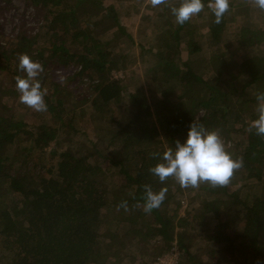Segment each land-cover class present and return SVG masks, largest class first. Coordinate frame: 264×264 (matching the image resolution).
I'll list each match as a JSON object with an SVG mask.
<instances>
[{
    "label": "trees",
    "instance_id": "16d2710c",
    "mask_svg": "<svg viewBox=\"0 0 264 264\" xmlns=\"http://www.w3.org/2000/svg\"><path fill=\"white\" fill-rule=\"evenodd\" d=\"M27 1L42 21L35 32L16 33L0 49V74L20 78L17 64L21 54L42 65L36 79L45 93L44 112L52 122L30 125L0 110V264H117L102 241L115 233L123 235L126 229L136 248L149 235L163 241V249L156 255L146 253L138 264H153L158 254L172 248L175 239L181 250L177 264H264V136L256 135L249 122L258 115L256 95L264 92V68L259 70L253 57L243 51L237 68L229 69L225 52L213 47L225 34L232 4L215 23L208 0H203L210 35L207 51L206 44L201 46L196 38H185L184 33L190 34L194 28L189 21L178 25L173 15L169 18L165 12H157L156 38L147 46L140 43L152 61L146 69L153 95L145 102L131 93L132 106H125L123 80L110 72L122 68L129 55L113 53L109 49L112 38L98 36L100 27L103 30L110 23L116 27L113 36L116 31L123 34L116 5L105 0ZM175 1L180 0H164L162 5ZM88 2L97 12L103 9L97 19H93L97 13H78L79 5ZM238 25L240 33L252 26L248 18ZM258 37L264 39V29ZM235 42L244 49L241 38L236 37ZM86 83L95 93L89 100L97 103L96 111L109 112L111 125L100 124L97 136L87 140L83 152H76V145L60 152L51 149L48 153L55 156L54 165L45 169L47 174L33 173L34 162L26 163L28 153L35 149L45 153L67 113L72 128L75 109L68 99L73 89L79 92ZM182 85L185 87L176 90ZM251 86L257 92L247 95ZM112 104L114 114L110 113ZM192 121L216 131L226 151L241 161L226 185L205 182L194 187L191 197L199 201L202 212L191 218L197 221L196 230L205 241L203 258L183 247L184 232L175 233L176 209L169 217L159 207L143 210L146 185L154 192L164 190L160 206L176 191L191 188L180 187L172 177L160 182L149 169L160 162L163 152L174 149L177 140L183 141ZM235 124L238 130H228ZM103 160L117 167L126 190L133 188L120 201L107 197ZM242 169L244 178L253 180L252 187L245 182L232 191L230 182L241 178ZM124 206L126 214L116 217L115 211L122 213ZM177 223L188 224L183 217Z\"/></svg>",
    "mask_w": 264,
    "mask_h": 264
},
{
    "label": "rangeland",
    "instance_id": "374dc122",
    "mask_svg": "<svg viewBox=\"0 0 264 264\" xmlns=\"http://www.w3.org/2000/svg\"><path fill=\"white\" fill-rule=\"evenodd\" d=\"M105 1L106 3L112 2L118 8L119 22L124 30L123 34L116 31L117 34L113 36V32L116 30V27H113L110 23L104 27L103 30H101L100 27L98 36H108L109 38H112L109 49L112 50L113 53L117 55H129L128 58L121 63L122 68L114 69L110 72L111 76L123 80L122 82L124 83V87L122 90V104L124 103L123 105L125 106H132L131 93L142 101H150L153 93L150 89V85L147 84V80L150 77H148L146 68L151 65L152 61L149 60V52H142L143 49H141L140 43L142 42V44L147 46L156 38L155 33L157 29L154 28L153 25L159 24V19L156 15L157 12L163 11L170 18V16H172L171 6L178 5L180 1H175L167 7H163L162 4L153 7L151 5V0H142L140 4L139 0ZM229 3L232 4V10L231 14L228 16L229 20L226 23L225 34L222 35L221 42L213 47H218L219 51L222 53L225 52V58L228 59L229 69L237 68L236 65L241 61L243 51L245 52L244 54L248 53L253 57L252 59L255 60V64L259 70L263 69L264 39H262V41L258 40V35L261 34L264 29V11H260L258 8H255L256 6L254 0H229ZM247 6L252 7V12L246 10ZM102 12L103 9L101 12H97L96 8L89 2L82 3L78 7V13H85L88 16L93 15V13H97L98 16H93V19H97L96 17H99ZM245 18H248V21H250L252 26H250L251 29L249 30L244 28L240 33L239 30H241V26L239 27L238 24L242 23ZM41 21L42 19L40 14L27 0H0V49H3L5 46L10 44V42L15 39L16 33L35 32ZM189 22L194 28H190V31H188V33L191 32L190 34L184 33L185 38L191 40L196 38L201 46H205L210 39L205 10L202 9V11L193 16ZM127 35L131 40L128 39ZM236 37L241 38L242 43L245 45L244 49L241 47L239 48L236 45ZM181 49L183 50L182 56L184 59L186 56L184 43L181 44ZM207 49L208 47L206 44L205 51H207ZM17 71H20L21 73L20 78L25 77L26 74L22 70H18L17 68ZM203 74L205 75V72ZM15 77H6V75L0 74V110L7 111L11 113L15 119L23 120L30 125L40 122L51 123L52 117L44 111L37 112L20 103L18 99L19 94L15 87ZM86 78L87 77H83V80H86ZM87 83L79 89V92L77 89H73V92L69 96L68 102L75 109L73 111L75 113L72 114V117L73 115L76 117L72 121V128L68 127V123L71 124V120L67 117L69 114L67 113L62 118V128L58 132L55 140H52L50 144L44 148L45 153H41L36 149L31 150L28 153L26 163L30 165L34 162L35 167L32 169L33 173L38 172L47 174L45 169L54 165L55 156L52 157L48 153L51 149L60 152L66 147L72 146L73 148V146L76 145L74 150L78 153L83 152L88 147L87 140L95 139L97 136V128L100 124L106 126L104 123L106 122L111 125L107 119L109 112L103 111V113H101L96 111L95 108L97 105L95 104L97 103L93 104L89 100V97L92 98L95 93L93 90L89 89ZM260 84L262 85L261 82ZM184 87V85L176 86V90ZM50 92L51 91H49L47 95ZM246 92L249 93L247 95H250L256 93L257 91H255L254 86H251L246 89ZM83 96L87 97L84 98ZM74 105H76V107ZM111 107L113 110H111L110 113L114 114L113 111H116L115 105L112 104ZM253 121L254 120H250L249 122L252 124ZM238 128L239 125L235 124L229 127L228 130H238ZM232 134L234 135V133ZM235 140L242 141L236 137ZM16 158L15 160H18L19 156ZM100 165L103 168L105 177L104 186L107 190V197L109 200L120 201L125 193L132 191L133 188L126 190L122 186L124 177L121 173H118L116 169L117 167L111 166L104 160L100 162ZM245 174L246 172L242 169L239 173L241 178L230 182L229 188L232 191L239 184H243L245 182L247 183V187H252L253 180H246L244 178ZM193 192L194 187L189 189L186 188V191L184 192L176 191L172 199L160 206L159 210L161 213H165V215L169 217L172 214V209H176V216L173 218L175 233L184 232V237L182 238L183 247L186 246L191 253L203 258L205 257L203 251L205 241L200 239L201 236L196 230L198 226L197 221L194 218H191L192 215L195 217L201 214L202 206L196 198L191 197ZM250 192L251 191L249 190L244 193ZM120 211L122 213H117V211H115L116 217L126 214L125 206L122 209L120 208ZM187 213L189 214L187 215ZM179 217L185 218L188 224L186 226L178 224L177 220ZM129 235L130 234H127L126 229L123 235L115 233L111 238H105L102 241V246L107 255H109L111 259H116L117 264H138L141 262L142 257H144L143 255L146 253L156 255L158 251L164 247L163 241L160 237L153 238L149 235L146 236L144 240L139 242L138 248H136L134 245H131ZM173 236L175 237L176 235L174 234ZM127 248L131 249L130 253ZM172 248H176L181 252L178 248L176 239L173 242ZM158 256H156V258ZM183 256H185L184 252L182 254V257ZM156 258L153 264H156Z\"/></svg>",
    "mask_w": 264,
    "mask_h": 264
},
{
    "label": "clouds",
    "instance_id": "9594fccd",
    "mask_svg": "<svg viewBox=\"0 0 264 264\" xmlns=\"http://www.w3.org/2000/svg\"><path fill=\"white\" fill-rule=\"evenodd\" d=\"M162 3L164 0H151L153 7ZM254 3L256 8L264 11V0H254ZM207 6L214 17V22L219 23L229 9V0H208ZM204 7L203 0H180L178 5L171 7V13L176 24L183 25L199 14ZM17 68L26 74L24 78L16 79L15 87L20 103L37 112L46 111L45 93L41 89L40 81L36 79L43 70L42 65L31 60L28 55L21 54ZM256 100L258 115L250 127L255 130L256 135L264 136V92H258ZM174 145V149L163 152L160 162L149 169L160 182L172 177L182 188L196 187L205 182L211 186H223L229 182L234 170L241 167V161L232 158L226 151L218 133L206 129L200 123L192 121L183 141L177 140ZM164 198L163 189L154 192L146 185L143 210L150 212L160 207Z\"/></svg>",
    "mask_w": 264,
    "mask_h": 264
},
{
    "label": "built area",
    "instance_id": "2783aa9c",
    "mask_svg": "<svg viewBox=\"0 0 264 264\" xmlns=\"http://www.w3.org/2000/svg\"><path fill=\"white\" fill-rule=\"evenodd\" d=\"M180 257V251L172 248L168 253H163L156 258V264H177Z\"/></svg>",
    "mask_w": 264,
    "mask_h": 264
}]
</instances>
